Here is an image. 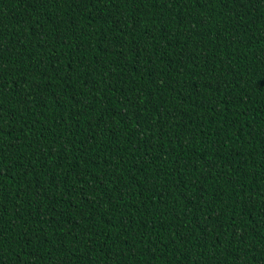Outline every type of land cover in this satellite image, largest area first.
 Here are the masks:
<instances>
[{
	"label": "trees",
	"instance_id": "obj_1",
	"mask_svg": "<svg viewBox=\"0 0 264 264\" xmlns=\"http://www.w3.org/2000/svg\"><path fill=\"white\" fill-rule=\"evenodd\" d=\"M0 264H264V0H0Z\"/></svg>",
	"mask_w": 264,
	"mask_h": 264
}]
</instances>
